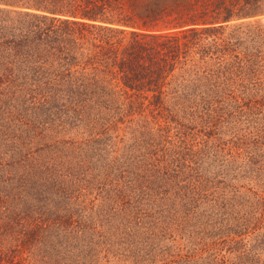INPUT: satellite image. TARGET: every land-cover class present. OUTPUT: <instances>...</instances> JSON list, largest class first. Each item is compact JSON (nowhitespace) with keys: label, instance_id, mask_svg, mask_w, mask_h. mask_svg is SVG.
<instances>
[{"label":"trees","instance_id":"1","mask_svg":"<svg viewBox=\"0 0 264 264\" xmlns=\"http://www.w3.org/2000/svg\"><path fill=\"white\" fill-rule=\"evenodd\" d=\"M263 8L0 0V264H264L263 161L213 136L264 117Z\"/></svg>","mask_w":264,"mask_h":264},{"label":"rangeland","instance_id":"2","mask_svg":"<svg viewBox=\"0 0 264 264\" xmlns=\"http://www.w3.org/2000/svg\"><path fill=\"white\" fill-rule=\"evenodd\" d=\"M264 9V8H263ZM241 23L245 28H249L252 33H243L240 34L242 36L241 42H236V53L238 57L242 59L254 58L258 61V66L264 71V61L260 63L259 56L264 57V11L261 14L247 18L241 19L236 21L229 22V25H234ZM256 29V32H255ZM244 32L247 29H243ZM241 65V64H240ZM241 104V103H240ZM239 104V105H240ZM237 108L236 110H238ZM226 112V110L224 111ZM236 114V115H226L224 121V125L220 126V134L216 133L215 137L220 138V141H229L230 148L232 152L238 151L236 145L243 144L245 151H249V153H244L241 155L240 159H238V163L242 165V161H247L250 157H255V159H261L264 165V117H258L256 119H248L244 112ZM201 136L197 137L200 141L198 147H205L204 144L207 143V146H211L210 149L206 151H210L211 153H216L214 155L220 156L223 152H220L219 146H217V141L215 139H206L211 138L207 137L200 133ZM179 137V136H178ZM202 138V139H200ZM197 141V140H196ZM234 144V145H233ZM182 145L181 143L177 142L176 146ZM206 146V147H207ZM246 146V147H245ZM184 146L182 145L181 148ZM213 148V150H212ZM239 149V148H238ZM227 150V149H225ZM208 153V152H207ZM238 153V152H237ZM223 158L228 159L227 156H223ZM241 161V162H239ZM233 167L236 165L237 162L231 160ZM190 163V162H188ZM225 165V162H223ZM238 165V164H237ZM238 167V166H237ZM191 173V170H188ZM258 174H264V168L259 169ZM246 179L240 178L238 182H245ZM259 183V182H258ZM261 185H264V180H260ZM256 188L260 187V184L255 185Z\"/></svg>","mask_w":264,"mask_h":264}]
</instances>
